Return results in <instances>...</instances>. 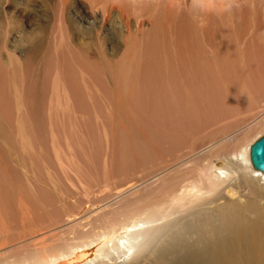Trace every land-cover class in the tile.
<instances>
[{"label": "rangeland", "instance_id": "374dc122", "mask_svg": "<svg viewBox=\"0 0 264 264\" xmlns=\"http://www.w3.org/2000/svg\"><path fill=\"white\" fill-rule=\"evenodd\" d=\"M261 114L264 0H0V246Z\"/></svg>", "mask_w": 264, "mask_h": 264}, {"label": "bare ground", "instance_id": "6f19581e", "mask_svg": "<svg viewBox=\"0 0 264 264\" xmlns=\"http://www.w3.org/2000/svg\"><path fill=\"white\" fill-rule=\"evenodd\" d=\"M252 122L159 171L153 183L126 184L95 203L69 195L73 209L65 214L40 220L32 214L38 229L28 224L31 215L23 216L17 241L0 246V264H264V174L250 164L254 142L228 154L215 147L234 145L250 128L263 131L264 115ZM187 171L195 174L189 182L172 179ZM146 198L161 202L135 209Z\"/></svg>", "mask_w": 264, "mask_h": 264}, {"label": "water", "instance_id": "95a60500", "mask_svg": "<svg viewBox=\"0 0 264 264\" xmlns=\"http://www.w3.org/2000/svg\"><path fill=\"white\" fill-rule=\"evenodd\" d=\"M249 160L254 171L264 174V135L250 146Z\"/></svg>", "mask_w": 264, "mask_h": 264}]
</instances>
